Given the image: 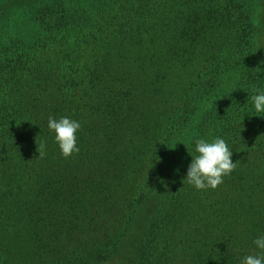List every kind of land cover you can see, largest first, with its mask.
Segmentation results:
<instances>
[{"label":"trees","instance_id":"trees-1","mask_svg":"<svg viewBox=\"0 0 264 264\" xmlns=\"http://www.w3.org/2000/svg\"><path fill=\"white\" fill-rule=\"evenodd\" d=\"M259 92L264 0H0V264H242ZM50 115L80 122L78 154ZM201 138L237 163L215 190L185 180Z\"/></svg>","mask_w":264,"mask_h":264},{"label":"clouds","instance_id":"clouds-1","mask_svg":"<svg viewBox=\"0 0 264 264\" xmlns=\"http://www.w3.org/2000/svg\"><path fill=\"white\" fill-rule=\"evenodd\" d=\"M251 100L255 112L264 114V92L254 94ZM47 127L54 132L55 142L63 158L67 159L73 154L79 153L76 133L81 128L80 122L68 117H61L57 120L50 115ZM45 149L46 144L42 142L37 149L38 158L45 155ZM195 153L196 155L192 156L187 169L185 180L197 190H215L223 183L224 177L230 175L237 168V163H233L231 159L233 153L222 138H214L211 141L197 139ZM254 243L260 250V254L246 256L242 264H264V236L257 238Z\"/></svg>","mask_w":264,"mask_h":264},{"label":"rangeland","instance_id":"rangeland-1","mask_svg":"<svg viewBox=\"0 0 264 264\" xmlns=\"http://www.w3.org/2000/svg\"><path fill=\"white\" fill-rule=\"evenodd\" d=\"M234 184H236V182H234ZM259 253H260V250H255L254 248H248V254L249 255H254V254L258 255Z\"/></svg>","mask_w":264,"mask_h":264}]
</instances>
